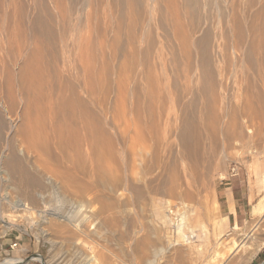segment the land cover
<instances>
[{
	"label": "bare ground",
	"instance_id": "bare-ground-1",
	"mask_svg": "<svg viewBox=\"0 0 264 264\" xmlns=\"http://www.w3.org/2000/svg\"><path fill=\"white\" fill-rule=\"evenodd\" d=\"M97 1L102 3L104 0ZM114 1L117 3V17L126 25L129 19L126 18L124 10L130 6L136 10L128 26L130 49L126 48V43H122L119 50L128 56L129 64L136 76L131 88L132 101L130 107L128 106L129 112L135 114L132 120L140 128L141 134H155L153 138L157 137L155 156L149 158L143 156L142 160L145 163L143 173H152L155 167L162 170L156 177L161 185L155 184V187L152 185L149 191L133 186L134 195L136 198H144L149 194H152V197L153 193L166 194L173 199H192L198 206L208 209L204 202L199 200L201 198L197 194V185L194 186L202 180L200 170L204 169L203 172L206 170L205 176L208 177L216 154L219 151L223 154L234 136L246 138L251 142L249 138L251 139L253 134H262L264 131V0H224L227 3L225 10L219 5L220 1L225 4L224 1L218 0L220 24L217 22L215 25L214 23L212 25L213 20H209L208 17L211 16L206 12L212 6L210 2L208 3L211 6L209 4L205 10L208 0ZM48 3L55 8L63 6L62 0H50ZM160 3H165V7L161 8ZM213 4H216L215 1ZM47 9L43 8L41 13L35 14L27 24V30L33 33L31 37L35 40V47H31L23 59L18 54L10 66L6 63L0 64L2 69H6L4 80L0 81V209L8 206L13 211L29 212L35 217L44 215V222L50 227L63 226L66 224L64 221H67L74 223L75 227L83 226V229L87 226L86 222L87 224L91 222L93 224L90 223L91 229L94 230L92 234H99L103 229L109 226L117 227L118 224L120 232L116 241L128 244L135 259L138 257L144 259L148 253L151 261H157L166 249L169 250L168 247L176 243L168 239L163 247H156V242L152 246L154 241L149 238V233L140 234L141 227L139 230L132 228L133 220L129 217L130 211L127 212L124 208V203H119L121 213L117 217V185L124 183L125 180L124 177L117 178V172L111 168V165L117 166V134H105L99 126V118L93 111L95 109L90 106L93 103L88 86L89 72L82 68L83 74L80 77L77 71L74 72V66L69 65L72 58L69 60L63 52L57 55L59 51L56 49L57 46L55 47L57 36L50 39L55 30L50 20L55 17L53 18ZM214 10L216 13L217 10L215 8ZM218 19L216 18V21ZM93 24L94 30H100L102 16H96ZM151 26L161 28L164 40L160 43L151 32L149 28ZM118 31L121 32L120 28ZM221 38L229 42L224 39L226 42L223 43ZM143 41L145 46L141 47L139 43ZM44 45L54 50L52 60L55 65L50 66L48 70L51 76L48 75L49 72L48 76L43 75L44 63L40 53L43 52ZM164 46L169 49L166 51L165 48L168 53L163 52ZM225 49L228 53H225ZM84 53L85 51L81 53L80 58L75 56L78 63ZM227 54L236 65L246 68L241 108L231 107L232 105L228 107L225 102L227 106L224 105L222 95L217 91L216 71L219 64L224 62L225 67L229 64L228 61L225 64L224 60ZM87 59L83 61L84 63L81 62L82 67L89 60ZM233 62L231 63L234 64ZM26 76L29 79L28 84L25 82ZM160 76H163L165 81L167 79V83L172 79L182 80L181 83H184L183 88L182 84H179L180 88L174 87L175 100L171 101H177L174 104H178L179 112L173 117L169 115V109L165 108L168 100L171 102L173 93L169 91H167L169 95L164 93L166 86L163 84V77ZM33 80L39 82V85L33 83ZM31 82L34 88L32 92L38 90L35 91L38 95L36 98L35 94L30 95L29 92ZM45 84L47 92L43 93ZM146 85L148 89H145ZM124 88L125 80L119 78L117 96L119 95L121 101L118 105H121L123 111L126 110V104H123L121 98V96L125 98ZM24 104L25 115L30 116L34 110L39 113L40 125L35 122L32 126L33 120L30 122L22 113L24 120L22 119L20 126H17L19 119L12 118V115L16 116L19 113V110L17 112L19 105L23 109ZM3 129H7L8 132ZM156 134H170L168 136L171 139L174 137L169 142V149L173 145L175 151L170 149L168 152L170 155L167 153L169 156L166 158L164 157L166 154L160 155L163 140ZM103 154L107 155L105 160ZM218 162L220 163V160ZM53 200L70 204L72 210L47 211L43 208L46 203ZM151 201L153 202V197ZM95 203H98V206L92 208ZM213 204L212 207L218 212L217 201L215 200ZM186 207L187 205H182L180 208L183 210ZM174 210L170 206L168 210L170 221L173 219L171 213L173 214ZM263 212L264 196L259 198L252 213L261 215ZM182 213L180 212L181 217L176 219L178 230L183 225ZM0 222L5 223L1 216ZM238 239L239 242L234 240L230 243V250L222 258L219 257L221 250L219 245L212 254L205 256L204 264H246L264 244L263 235L248 236L244 232L243 237ZM59 248L58 244L53 247L52 257L57 255ZM172 248L173 252L174 248L177 249L173 246ZM136 253L139 256L135 255ZM35 257L41 256L35 254ZM64 258L65 255L62 256L63 260ZM141 258L139 260H142ZM70 261L71 264H110L106 253L97 249L85 253L78 247H74ZM4 263L17 264L10 259L4 260L1 264Z\"/></svg>",
	"mask_w": 264,
	"mask_h": 264
},
{
	"label": "rangeland",
	"instance_id": "rangeland-1",
	"mask_svg": "<svg viewBox=\"0 0 264 264\" xmlns=\"http://www.w3.org/2000/svg\"><path fill=\"white\" fill-rule=\"evenodd\" d=\"M48 1L50 0H0V64L6 63V65L8 64V66H10L9 64L14 62V59H16L18 54L20 58L23 59L25 55L29 53L30 48L35 47V40H33L31 37L33 33L27 30V24L35 14L39 12L41 13L43 8H48V13H50L53 18L55 17L54 19L50 20V22L53 24V30L55 29L54 34L50 35V39L55 37V35L57 36L55 40L57 41V43H55V47L57 46L56 49L57 51L59 50L57 55L63 52V55L68 56L69 60L72 58L70 61L72 63L69 62V65L72 64L70 66H74V72L77 71L80 77L83 74L82 68L89 72V75L87 74L88 86L89 92L92 95L91 102L93 103L90 106L91 108L95 109L93 111L99 118V126L104 130L105 134H117V166L111 165V168L117 172V178L124 177L125 180L123 181L124 183H127V185L124 183L117 185V217L121 213V209L118 205L124 203V208H126L127 212L130 211L129 217H131V220H133L132 228L139 230L141 227L142 229H140V234L149 233V238L154 241L152 246H154V243L156 242V247H163L167 244V240L170 239L176 243L172 246L176 247L177 249L174 248L175 252H173L172 246H170L171 248L168 247L171 252L166 249L165 252L160 255V257L158 256L159 259L157 261H151V258L149 257L150 254L148 255V253V257L145 255L144 259L141 257L137 258L139 254L137 255L136 253V258L138 260L140 258L142 259L138 261L132 256V251L128 244H120L118 240L116 241V237H118V233L120 232V226H118V224L117 227L109 226L107 229H103L99 234H92L94 230L91 229V222H88L89 225L87 222L85 223V226H87L86 228H83L84 230L82 229L83 226H77V228L73 225L74 223L67 221H64L66 224H63V226L50 227L44 222V215L42 217H35L29 212L13 211L8 206L5 209H0V216L5 222L3 223L5 226H3V224L0 222V239L13 234L17 236L20 234V239L23 241L28 240V242H34L36 245L41 244V257H35V254L31 253L33 250L32 248L30 249V252H25L23 254V256L27 254L29 257L37 258V260L32 261L31 264H71L70 260L74 247H78L81 252L85 253L93 249H97L99 252H104L108 257L110 264H204L203 261L205 256L209 255L210 253L212 254L219 245H221L219 257H224L226 255L225 253L230 250V243H232L234 240H238L239 242L238 238L241 239L244 232L248 234V236H250V234L264 236V212L261 215L252 213L259 198L264 196V131L262 134H253L252 138H254H249L251 142H248V139L246 138L234 136L229 145L226 147V152H223L226 158L223 154H221L222 151H219L221 155L219 152L216 154V160L219 159L220 163L218 162L219 160L213 161L212 166L209 169L210 171L207 174V176L211 179H208V177L205 176L206 170L204 172V169L200 170L202 171V180L198 183H195L194 186L196 187L197 185V194L200 196L199 198H201L198 199L202 201V203L204 202L203 204L206 205L208 209L198 206L192 199H173L168 197L166 194L161 195L153 193V202L151 201L152 194H149L144 198H136L137 196L134 195L132 187L138 186L145 191H149V188L153 187L152 185H154V187L155 184L156 186L158 184L161 185L156 177L162 171L155 167L152 173H143L145 163L142 159L144 157L149 158L150 156H155V139L157 137L155 136L153 138L155 134H141L139 132L140 128H138L136 122L133 121L135 114L133 112H129L128 109V106L130 107V102L132 101L131 88L134 84V79L136 76L133 74V70L131 68L132 66L129 64L128 56L121 53L119 50V45L126 43V48L130 49L131 45L128 46L130 43V38L128 37V26L133 20L136 10H134V8L131 6L124 10L126 12V18L129 19L128 23L127 20L125 21V23H127L126 25L120 22L117 17V3H115L114 0H104L102 3H98L97 0H62L63 6L61 8H55L54 5H50ZM91 1L93 4H91ZM211 1L213 3L215 1L216 4H213ZM211 1L208 0L205 5V10L207 7L211 6V4L214 6H211V9L209 8V10H206L207 13L209 12L206 14L211 16L207 17L209 20H213H211L212 25L213 23L215 25L217 22V24H220V17L217 9V3L219 1ZM220 2L221 4L219 5H222L220 7H223L225 10L227 3H225V1V4H223L222 1ZM164 4L165 3H160V7L164 8ZM214 8L217 10L216 13ZM99 15L102 16V27L100 30L96 31L93 29L95 26L93 23L96 16ZM215 17L217 19L219 18L218 21H216ZM118 28H120L121 32L118 31ZM149 28H151V32L154 34L155 39L159 41V43L164 40L161 36L162 30L160 27L151 26ZM47 36L49 37V35ZM224 39L225 38L222 40L221 38L223 43L226 41L229 42V40L225 39V41ZM118 41H120V43H118ZM84 42L86 47H84ZM99 42L101 44H99ZM143 42L139 43L141 47L145 46V42L144 44ZM225 46H227L226 43ZM163 48V52L169 50L165 46ZM83 51H85V55L83 54L82 60L78 63L77 59H75V56L80 58ZM225 51V53H228L227 49H225ZM53 52L54 50L50 46L44 45L43 52L40 53V57L44 63L43 75L45 76L47 75V72H49L48 75L51 76L50 71L48 70H50V66L55 65L53 64L54 62L52 60ZM225 57L229 59L226 60ZM225 57V64L228 62L229 64H226L227 67L223 66L224 62L219 64L221 67L223 66V68L219 66V69L216 71L218 82L217 91L221 93L223 103L225 102L228 104V107L232 105L231 107L237 106L241 108L244 95V72L246 68L238 64L236 65L230 56L228 57V54L225 55ZM85 58H88L89 60L87 59V63H85L82 67L81 62L84 63L86 61ZM72 60L76 61L74 62ZM5 70V68L2 69V66H0L1 82L4 80ZM167 75L170 78V74L168 73ZM119 78H123L125 80V98L121 96L123 104H126L125 111L122 110L121 105H118V103L121 101H119V95L117 96ZM162 80L163 84L166 86L164 93L166 95H169L167 91H169L171 94L173 93L170 101L174 99V95L176 93L175 88H180L179 84H182V88L184 87V83H181L183 82L182 80L177 81L176 79H172V81L168 83L167 79L166 81L164 80V77ZM25 82L26 84L29 82L27 76L25 77ZM33 83L39 85V82H36V80H33ZM171 83H173V87L171 86ZM169 87L171 90H168L170 89ZM29 89V92H31L30 95L35 94L34 98L38 97L36 94L37 92H35L38 90H34L32 92L34 89L32 82ZM145 89H148L147 85L145 86ZM42 92H47L46 84L43 87ZM174 102L177 101L169 102L168 100L165 106L166 109H169V111H167L170 112V114L165 109L166 113L172 117L174 114H178L179 112L177 108L178 104H174ZM97 103L100 106H97ZM172 103L175 106H173ZM225 103L224 105H226ZM167 105L169 107H167ZM20 109L21 105H19V108L17 109V112L19 110V113L16 114L18 117L12 115V118H16V120L17 118L19 119L17 121V126H20V123L24 120L22 115H24L23 117L27 118L29 121L33 120L32 126L35 125V122L38 123L40 115L36 110L32 111L33 113L30 114L32 118H30L28 114L25 115V104L23 109ZM38 124L40 125V123ZM17 126L15 127V130L17 129ZM3 130L8 132L7 129ZM4 132L3 134H5ZM136 132L138 134H136ZM27 133H29V129ZM156 135H159V138H162L163 140L161 146L162 151L160 155L164 156L166 154L164 156L166 158L170 155L168 153L170 149L171 151H175L173 145H171L172 148L170 147L169 149V142L174 139V137L171 139V137H169L170 134ZM150 136H152L153 139H150ZM253 141H257V144H253ZM106 156L107 155L103 154L104 159H102L105 160V158H107ZM220 156L224 157L225 159L221 160ZM217 162L219 164H217ZM179 165L183 166L182 164ZM232 167H237L238 173L235 176H231L230 169ZM232 179L237 181L239 187L244 192L248 191L250 194L249 213L243 219H239L237 224L238 227H233L235 224L229 225L227 220L224 221L223 217L221 216L224 215L223 211L219 210L220 212H216V210L213 208V203H215V200H217V193L223 189L224 185H226V182ZM201 182H203V184ZM204 182H206L208 187ZM182 205H187L186 209L184 208L182 210V208H180ZM94 206L97 207L98 203L92 205V208ZM170 206L175 209L173 214L171 213V218H173L171 221L168 217V210ZM70 207V204L53 200L49 203H46L43 208L47 211H52L55 209L61 210L63 212H69L72 210ZM180 212H183L182 215L184 216V219L181 229L178 230L176 219L181 217L179 215ZM68 223H70V225ZM89 226L90 229L88 228ZM241 230L244 232L242 233ZM240 233L242 234L239 235ZM223 239L225 240L221 244ZM74 242L75 244H73ZM57 244L58 247H60L58 250L59 252L55 257H52V249ZM247 244L248 243H246V245ZM64 255L65 258L63 260L62 256ZM6 259L14 260L17 264H24L22 258H15L14 255L6 256L3 253H0V264ZM170 260L173 261L171 262ZM246 264H264V244L259 250L256 251L253 258Z\"/></svg>",
	"mask_w": 264,
	"mask_h": 264
},
{
	"label": "crops",
	"instance_id": "crops-1",
	"mask_svg": "<svg viewBox=\"0 0 264 264\" xmlns=\"http://www.w3.org/2000/svg\"><path fill=\"white\" fill-rule=\"evenodd\" d=\"M235 175L231 174V176ZM217 200L218 209L223 211L224 214L221 216L224 221L227 220L229 225L235 224L233 227H238L239 219H243L249 213L250 194L248 191L244 192L235 179L226 182L223 189L217 193ZM15 241L16 245L12 246ZM41 246V244L36 245L34 242L30 243L28 240H21L20 234L19 236L13 234L0 239V253L6 256L14 255L15 258H22L24 264H31L35 260L27 254L23 256V254L30 252L32 248L31 253L40 255Z\"/></svg>",
	"mask_w": 264,
	"mask_h": 264
},
{
	"label": "built area",
	"instance_id": "built-area-1",
	"mask_svg": "<svg viewBox=\"0 0 264 264\" xmlns=\"http://www.w3.org/2000/svg\"><path fill=\"white\" fill-rule=\"evenodd\" d=\"M230 173H231L232 175L237 174V173H238V171H237V167H232V168L230 169ZM15 245H16V241L12 243V246H15Z\"/></svg>",
	"mask_w": 264,
	"mask_h": 264
}]
</instances>
